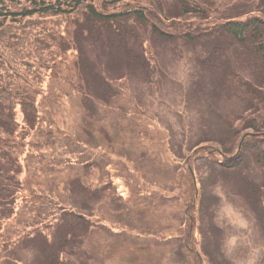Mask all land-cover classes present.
Masks as SVG:
<instances>
[{
	"label": "rangeland",
	"instance_id": "374dc122",
	"mask_svg": "<svg viewBox=\"0 0 264 264\" xmlns=\"http://www.w3.org/2000/svg\"><path fill=\"white\" fill-rule=\"evenodd\" d=\"M222 6H226L225 2ZM149 38L151 46L147 41L145 51H151L152 57L143 55L144 64L134 63L123 46L109 52L98 47L96 39L81 42L90 63L105 69L109 66L107 77L125 78L113 82V88L107 83L95 82L99 68L89 74L77 63L66 72L69 77L78 74L83 77L82 89L70 86L68 78V81L55 82L59 90H51L50 95V82L43 83L47 95L41 107L51 115L60 131L74 136L82 147L95 150L98 165L85 169L79 163L84 159L76 157L74 161L80 167L61 173L48 171L32 179L48 184L66 202L71 195L68 178L76 176L101 195L104 191L100 187L109 181L112 191L119 187L126 195L123 214H117L110 196L104 200L76 196L77 211H85L82 203L86 202L92 218L97 220L102 215L114 219L110 223L115 229H126L125 233L116 234L95 224L87 235L76 231L75 236L82 237V245L92 257L89 261L85 258L82 264H210L209 258L212 264H264V231L257 223L258 215L264 219V172L253 162L239 161L240 169L226 173L216 161L217 155H201L203 149L197 152L201 155L196 164L203 189L199 230L191 216L192 212L197 216L198 210L188 205L193 199V190L191 195L181 193L182 198L176 192L182 149L191 151L200 141L224 148L228 144L222 135L226 132L225 115L233 111L242 113L247 107L242 100L244 94L238 88L222 86L226 73L234 74L232 82L238 81L235 78L238 73L254 82L253 68H240L241 59L230 53L221 64L216 63L220 67L214 65L212 71L205 70L197 64L198 49H189L195 52L194 58L184 59L182 49L189 45L184 39L177 44L178 41L154 38L153 34H148ZM99 48L101 53L96 54L94 50ZM67 54L77 61L80 56L76 50ZM105 89L111 92L117 89L110 95V102L99 95ZM86 93L89 101L83 98ZM239 93L240 100L236 95ZM259 116L264 121V115ZM240 123L241 119L236 121V125ZM262 140L264 136L256 137V141ZM112 155L123 156L135 166L134 174L125 170L123 162L111 160ZM249 156L251 152L244 149L239 160ZM138 169L144 177L137 175ZM177 186L179 192L184 189L183 184ZM131 193L134 195L130 196ZM134 229L144 238L129 235ZM164 236L170 240L164 241ZM176 237H190L191 247ZM22 250L27 264L47 263L39 257V245L35 242Z\"/></svg>",
	"mask_w": 264,
	"mask_h": 264
},
{
	"label": "trees",
	"instance_id": "16d2710c",
	"mask_svg": "<svg viewBox=\"0 0 264 264\" xmlns=\"http://www.w3.org/2000/svg\"><path fill=\"white\" fill-rule=\"evenodd\" d=\"M223 1L4 0V5L1 6L0 0L2 264H27V259L20 250L37 241L39 257L47 261L46 264H82L85 258L86 261L92 260L82 245V237L75 236L78 230L87 235L94 226L82 214L84 212L80 211L81 209L77 211L76 196L86 198L92 196L96 200H104L110 196L116 207H123L120 199L111 197L112 190L108 191L111 187L103 188L104 195H101L99 191H93L83 184L77 176L68 178V192L71 195L67 202L54 194L45 182L32 179L33 176H41L48 171L61 173L65 169H76L77 161H74L76 157L84 159L80 163L90 158L97 160V154L82 149V144L67 131H60L51 115L41 107L47 95L43 83L50 82L48 87L50 95L51 90L58 88L55 82L68 81V78L70 86L82 89L85 82L83 77L80 74L69 77V73L66 72L67 68H72V64L75 63L89 74L94 72V68L95 71L99 68L95 82H109V69L107 70L109 66L105 69L90 63L91 59L84 56L85 49L81 42L85 39H96L97 46L109 52L123 46L134 58L133 62L144 64L145 44L148 41L151 46L152 41L151 38L148 39V34H153L154 38L161 40L178 41L177 44L182 39L192 43L195 42V38L211 42L213 49L206 51V55L202 57L205 67H212L215 63L221 64L223 59L220 58V54L224 49L239 55L240 48H243L247 60H252L253 67L258 68L264 76V0H254L251 4H249L251 1L247 4L244 1L225 0L226 6L219 7ZM219 14L222 21L209 25V18ZM245 14L248 15L247 19L240 20L239 16ZM161 22L166 24L167 29L160 27ZM192 27L191 35L188 30ZM207 30L208 33H203ZM237 45L239 47L235 51ZM100 48L94 52L100 54ZM75 49L80 54L78 61L77 58H70L71 54H67ZM183 53L185 54V51ZM238 76L240 77L237 74L236 77ZM245 78L246 76H243L240 80L243 81ZM263 80L261 78V81ZM231 85L232 83L225 82L223 86L228 88ZM233 85L240 90L238 81ZM243 86L248 89L245 93L242 92L244 94L242 100L247 107L242 113L231 112L225 119L226 132L222 135L228 143L225 146V152L228 154L237 152L239 142L246 134L237 128L236 120L243 117V121L246 122L244 127L248 125L255 131L264 130V121L259 116L264 115V90H258L249 83H243ZM250 92L256 94L253 100L248 98ZM236 95L240 100L241 94ZM83 98L89 101L90 97L86 93ZM250 110L258 114L256 118L245 115ZM19 114H22L21 118ZM234 140L236 142H233ZM254 140L252 135H247L243 143L244 148L260 150V142ZM199 146H195L199 151L203 149L205 153L221 156L211 145ZM260 152L264 156V152L261 150ZM239 154L235 158L239 157ZM189 163L193 168L190 160ZM178 183L184 185V189H181L182 194L188 192L191 195L193 190V199L188 205L195 208L194 201L196 198L198 200L197 188L188 162L180 173ZM82 204V209L87 210L88 204L86 202ZM13 213H17L21 225L16 237L5 232L10 224L4 226L5 221L8 222V217ZM191 216L195 223V215L191 213ZM29 226L31 230L28 229ZM16 238L19 251L15 249ZM185 240L188 247H191L193 240H190V237H185ZM73 259L74 263L71 262Z\"/></svg>",
	"mask_w": 264,
	"mask_h": 264
}]
</instances>
